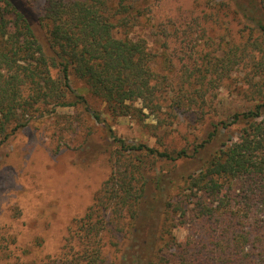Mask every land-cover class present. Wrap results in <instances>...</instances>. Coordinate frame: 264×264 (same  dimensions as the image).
Masks as SVG:
<instances>
[{
  "label": "trees",
  "instance_id": "1",
  "mask_svg": "<svg viewBox=\"0 0 264 264\" xmlns=\"http://www.w3.org/2000/svg\"><path fill=\"white\" fill-rule=\"evenodd\" d=\"M210 1L196 0L206 11L197 18L233 13L244 38L235 60L264 55V0H217V7ZM149 3L44 0L42 38L26 12L12 0H0V144L48 109L75 107L100 125L88 131L81 146L92 144L105 158L96 194L69 226L61 250L41 255L42 241L18 244L17 235L9 248L0 235V264H104L106 246L116 248L114 264H264L261 88H252L258 93L253 107L212 120L206 137L182 147L163 142L157 147L118 135L71 85L72 76L83 80L118 115L130 114L135 101L154 113L162 108L154 53L144 36L130 34ZM210 58L206 71L226 76L231 55ZM197 104L194 96L175 99L176 108L197 109ZM256 209V218L246 220ZM182 225L196 230L184 241L172 234ZM105 233L111 237L106 242Z\"/></svg>",
  "mask_w": 264,
  "mask_h": 264
},
{
  "label": "rangeland",
  "instance_id": "2",
  "mask_svg": "<svg viewBox=\"0 0 264 264\" xmlns=\"http://www.w3.org/2000/svg\"><path fill=\"white\" fill-rule=\"evenodd\" d=\"M12 1L27 13L37 34L46 37L40 22L44 0ZM149 1L146 15L130 34L144 36L154 53L151 65L162 108L154 113L135 101L130 114L118 115L93 95L83 80L72 76L71 85L129 142L182 147L189 140L206 137L212 120L230 119L235 112L253 107L258 93L252 88L264 92V55H248L244 62L235 60L244 38L240 26L231 19L232 12L197 18L200 11H206L196 0ZM209 3L219 6L217 0ZM166 23L170 28H165ZM224 53L232 59L227 75L212 77L206 71L207 59ZM192 96L199 108H176L175 99L186 101ZM99 126L92 116L75 107H58L33 118L0 144V235H4V243L10 241L9 248L14 247L13 235H17L18 244L42 241L41 255L61 250L69 226L84 214L105 175L104 156L97 155L92 144L81 146L88 131ZM237 131L234 127L232 135ZM257 213L256 209L245 219L256 218ZM260 221L264 222V213ZM194 231L182 225L173 227L172 234L184 241ZM42 235L45 240H41ZM103 236L105 242L111 238L108 233ZM115 250V246L105 247L104 264H114Z\"/></svg>",
  "mask_w": 264,
  "mask_h": 264
}]
</instances>
